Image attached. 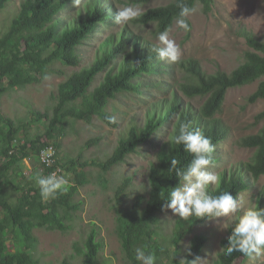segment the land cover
<instances>
[{
    "label": "trees",
    "instance_id": "1",
    "mask_svg": "<svg viewBox=\"0 0 264 264\" xmlns=\"http://www.w3.org/2000/svg\"><path fill=\"white\" fill-rule=\"evenodd\" d=\"M132 1L144 4L153 0ZM10 2L0 0V11ZM177 2L170 0L165 5L152 7L134 22L155 24L158 34L166 29L170 31L180 11ZM184 2L194 7L200 2L204 13L208 14L214 0ZM69 11L74 14L66 13ZM115 13L113 4L103 6V0H81L79 7H73L71 0H23L9 27L0 33V264H41L35 257L40 241L36 229H72L69 221L81 207L80 202H74L78 185L89 181L87 172L79 170L88 166L89 162L79 165L67 155L59 156L64 162L62 166L75 173L79 180L75 183L70 181L73 186L68 193L43 200L39 187L29 177L38 172V163L45 175L57 168L45 166L41 162V151L50 143L41 141V134L25 141L20 139L23 126L5 114L1 105L2 97L16 87L40 84L46 74L64 76V81L59 83L52 95L56 101L53 116L47 112H36L38 121H50L47 134L53 136L54 132L62 134L64 124L70 120L85 124L101 120L111 126H118L112 108L113 101L166 84L159 78L165 73L167 64L160 61L151 50L152 45L156 44L155 40L134 33L128 24L119 26V30L101 41L93 59L81 66L84 59L82 45L99 30L103 31L105 26L118 25L114 22ZM188 23L191 24L189 18ZM240 34L249 49L245 51L240 65L231 72L218 70L215 74H209L197 60H188L187 68L192 80L181 83L180 89L188 97L205 98L198 110L182 103L175 93L170 100L163 98L153 103L147 108L143 123L133 116L117 145L100 163L104 171L101 176L105 188L113 192L116 200L117 232L128 264H138L134 249L145 244L155 250L157 264H165V259L180 264V260L185 258L184 264H190V259L203 254L208 235L197 233V229L211 219L190 217L182 220L177 216L169 229L170 226L162 218L169 210L165 208L168 194L179 184V178L171 168V160L175 158L177 167L183 168L192 159V154L185 152L183 145H173L171 140L174 134H178L180 124L200 128L215 146L212 154L215 162L219 157L217 148L231 132L230 127L218 117L222 113L228 89L259 81L248 102L264 99V36H257L245 27H242ZM182 64L186 65V62ZM77 66L81 67L72 71L68 69ZM100 74H104L103 79L94 85ZM112 117L115 122L110 119ZM256 119L263 122L260 131L239 141L241 146L256 149L253 160L220 172L219 184L209 186L212 195L228 191L239 198L264 175V111ZM166 125H170L168 139L158 152L157 160L151 162L148 187L135 189L130 176H125L113 186L111 183L115 169L132 154L140 153L142 145ZM101 136L89 138L86 144H96ZM54 145L59 153L61 144L56 142ZM22 162L33 163L35 171L32 175L27 177L24 174ZM161 191L165 194L163 198L160 196ZM130 197H133L131 201L128 200ZM256 200V204L264 208V191ZM231 230L230 227L228 235L221 239L216 264H235L238 259L249 257L240 252L231 255L224 253L222 249L228 244L227 237ZM97 236L94 227L84 238V248H77L83 258L82 264H103L100 260L102 242ZM190 236L193 255L187 256L183 254V243ZM64 264L73 263L65 260Z\"/></svg>",
    "mask_w": 264,
    "mask_h": 264
},
{
    "label": "rangeland",
    "instance_id": "2",
    "mask_svg": "<svg viewBox=\"0 0 264 264\" xmlns=\"http://www.w3.org/2000/svg\"><path fill=\"white\" fill-rule=\"evenodd\" d=\"M22 1L11 0L8 6L0 11V33L9 27L13 17L20 10ZM169 1L153 0L149 3L137 4L132 0H103V6L108 3L113 4L117 11L116 4L123 5L130 2L137 4L144 13L152 7L165 5ZM195 8L197 11L189 17L191 27L188 30L181 29L174 23L169 31V38L174 39L180 45L182 55L180 61L176 63L165 61L167 64L165 73L159 78L166 83L165 86L146 88L143 93L123 96L113 101L112 108L119 122L118 126H111L101 120L93 124L70 120L64 124L62 134L54 132L53 136H49L47 131L50 121L47 119L38 121L36 112H47L49 116H53L56 101L52 95L59 83L65 79L61 75L51 74L49 79L44 78L36 86L16 87L2 97L1 105L5 114L11 117L16 124L23 126L20 139L25 141L27 138H34L37 134H41V141L61 144L58 153L61 157L67 155L69 159H75L79 165L90 163L82 167L83 169H79L81 172H87L89 181L78 185L79 190L74 202H80L81 207L74 213L75 217L69 221L72 229L68 231L49 228L36 229L40 241L35 257L41 264H64L65 260L73 264H82L83 258L77 248H84V238L94 227L97 229V238L102 242L101 262L103 264H128L122 240L117 232L116 200L113 192L105 188L104 178L101 176L104 171L100 163L117 145L121 134L130 125L133 116L143 123L144 114L153 103L163 98L170 100L175 93L185 105L189 104L196 110L200 108L205 98L188 97L180 89L181 83L192 80L191 74L188 73V60H197L202 69L209 74H215L218 70L231 72L240 65L245 51L249 49L245 38L240 34L242 27L253 31L257 36H264V0H214L212 10L208 14L204 13L200 2ZM66 13L74 14L72 11ZM123 25L105 26L103 31L99 30L84 43L82 45L84 59L81 66L93 59L101 41ZM128 25L134 33H141L144 37H149L158 43L155 24L135 23L133 20ZM182 62H186V65ZM81 66L68 69L72 71ZM103 76L104 74H100L94 85H97ZM258 85L259 81L228 89L222 113L218 114V117L230 127L231 132L217 148L219 157L213 162L210 171L219 174L242 162L253 160L256 149L241 146L239 141L245 136L258 133L263 127V122L257 121L256 116L264 111V99H258L254 103L248 102V97L256 91ZM169 130L170 125L160 129L155 137L142 145L140 153L132 154L125 163L118 166L111 184L114 186L125 176H130L135 189L148 187L151 162L157 160L158 152L164 141L168 139ZM98 135L102 136L96 144L92 146L86 144L89 138ZM22 165L27 177L34 173L35 168L32 162L29 164L22 162ZM37 165L38 171L41 172L40 164ZM59 174L66 175L74 183L79 180V177L68 171L66 167ZM7 190L13 192L11 188ZM263 191L264 175L256 181L255 186L242 193L238 199H242L247 205L256 204V197ZM132 199L133 197H130L128 200ZM176 217L170 209L162 215L168 227L170 226L169 229L172 228ZM231 223V219L219 217L205 222L197 229V233L208 235V241L201 256L206 259V264H216L218 253L221 250V239L228 235L230 229V227L224 229L222 225ZM191 238L192 236L184 241V247L190 244ZM9 242L11 243L12 240ZM164 261L165 264H173L168 259ZM263 263L264 250L259 255L254 253L248 258H240L235 262V264Z\"/></svg>",
    "mask_w": 264,
    "mask_h": 264
},
{
    "label": "clouds",
    "instance_id": "3",
    "mask_svg": "<svg viewBox=\"0 0 264 264\" xmlns=\"http://www.w3.org/2000/svg\"><path fill=\"white\" fill-rule=\"evenodd\" d=\"M80 3L81 0H71L73 7H79ZM177 7L180 11L174 18L175 23L179 28L188 30L190 27L188 18L197 9L189 6L184 0H178ZM116 8L114 17L116 24H128L143 15L142 9L134 3L116 4ZM157 41L151 50L160 61L169 63L180 61L181 47L174 39L169 38L168 29L158 34ZM44 78L49 79L50 76L46 74ZM110 119L115 122L114 117ZM171 142L173 145H183L184 151L192 154V159L183 168L177 167L178 161L175 158L171 160V168L175 170L179 184L168 194L165 208L170 209L173 215L182 220H188L190 217L229 218L232 223L222 225L224 229L229 227L232 229L227 237L228 244L222 249L224 253L231 255L233 252H240L247 256L261 254L264 250V208L257 204L247 205L228 191L212 195L208 190L210 185H218L220 182L219 174L209 170L213 164L212 154L215 150L211 138L200 128L180 124L178 134L173 135ZM51 155V150L41 153V160L49 167L51 162L46 157ZM29 179L34 180L40 189L41 198L45 201L55 199L58 194L68 193L73 186L66 175L58 174L57 171L47 175L38 171ZM164 195L161 191V198ZM184 251L187 256L193 255L190 244L185 245ZM134 253L138 264H157L156 252L147 244L135 247ZM185 259H181L180 264H184ZM190 264H206V259L197 255L190 259Z\"/></svg>",
    "mask_w": 264,
    "mask_h": 264
},
{
    "label": "built area",
    "instance_id": "4",
    "mask_svg": "<svg viewBox=\"0 0 264 264\" xmlns=\"http://www.w3.org/2000/svg\"><path fill=\"white\" fill-rule=\"evenodd\" d=\"M48 150H51L52 155L46 157V159H48L51 162V167H53V166L57 167L54 171H57L58 174H59L65 168V167L62 166L64 162H63L62 159L59 158L60 155L58 154L57 148H56V146L53 143H50L48 146L43 148L41 153L46 152ZM40 158H41V156H40ZM41 162L45 166H48L42 160H41Z\"/></svg>",
    "mask_w": 264,
    "mask_h": 264
}]
</instances>
